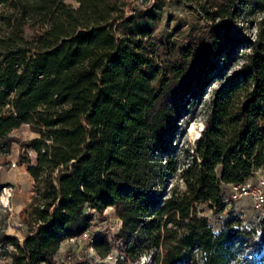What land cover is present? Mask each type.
Listing matches in <instances>:
<instances>
[{
    "label": "trees",
    "instance_id": "trees-1",
    "mask_svg": "<svg viewBox=\"0 0 264 264\" xmlns=\"http://www.w3.org/2000/svg\"><path fill=\"white\" fill-rule=\"evenodd\" d=\"M77 1L0 0L12 7L0 35V149L22 124L38 134L23 143L37 154L27 169L41 199L23 241L0 236L1 253L12 264H92L55 256L65 238L89 229V209L114 206L128 257L143 246L157 250L155 264H247L230 224L214 230L197 203L223 209V186L264 167V36L247 38L235 22L242 5L264 9V0H184L210 22L185 46L146 27L118 34V0ZM244 46V63L214 90L185 148V188L167 194L180 119ZM93 237L110 248L107 234Z\"/></svg>",
    "mask_w": 264,
    "mask_h": 264
},
{
    "label": "rangeland",
    "instance_id": "rangeland-1",
    "mask_svg": "<svg viewBox=\"0 0 264 264\" xmlns=\"http://www.w3.org/2000/svg\"><path fill=\"white\" fill-rule=\"evenodd\" d=\"M65 1L74 6L78 5L77 0ZM118 5V13L122 15L115 25L118 34L146 27L161 41L185 46L210 26L197 2L118 0ZM241 7L235 18L236 27L247 38L255 39L258 34L264 36V9L253 4ZM11 10L9 3L0 6V35L6 32L8 18L4 16ZM248 52L250 47H239L223 71L211 77L198 91V97L193 100L196 104H188L189 110L185 112L184 118L180 119L179 128L172 139L178 169L164 182L167 194L172 187L185 188L181 170L190 160V156L184 154L185 148L193 144L200 135L209 114L214 90L237 72ZM159 76L161 68L156 70V77ZM11 134L16 137L11 148L7 151L0 149V236L14 235L23 241L25 234L34 225V208L41 202L35 189V179L27 169L28 164L36 162L37 154L23 142L38 134L27 123L15 128ZM12 161L16 162L15 166ZM261 176H264V167L258 169L255 176L251 177L253 184H257ZM223 187L224 208L220 209L210 202L201 201L197 203L199 212L207 216L214 230H220L230 224L236 233L234 242L238 256L244 257L247 264H264V210L256 208L252 193L241 194L233 184H225ZM89 211L93 218L88 230L93 239L65 238L56 253L57 260L88 261L92 264H155L156 249L138 246L133 256H127L125 243L116 238L121 228V218L114 206L105 208L102 214L95 209ZM94 234H107L111 241L110 248L106 245L96 248L93 245ZM3 245L0 242V264H12V258L2 254ZM11 248L12 246H9V249Z\"/></svg>",
    "mask_w": 264,
    "mask_h": 264
},
{
    "label": "built area",
    "instance_id": "built-area-1",
    "mask_svg": "<svg viewBox=\"0 0 264 264\" xmlns=\"http://www.w3.org/2000/svg\"><path fill=\"white\" fill-rule=\"evenodd\" d=\"M12 165H16L15 161H12ZM233 186L241 193H252L254 195V204L257 209L264 210V176H261L257 184H253L251 179L242 183H233ZM77 240L93 239L89 230H85L81 234L74 236Z\"/></svg>",
    "mask_w": 264,
    "mask_h": 264
},
{
    "label": "bare ground",
    "instance_id": "bare-ground-1",
    "mask_svg": "<svg viewBox=\"0 0 264 264\" xmlns=\"http://www.w3.org/2000/svg\"><path fill=\"white\" fill-rule=\"evenodd\" d=\"M201 126H202V124H201ZM191 131V130H190Z\"/></svg>",
    "mask_w": 264,
    "mask_h": 264
}]
</instances>
